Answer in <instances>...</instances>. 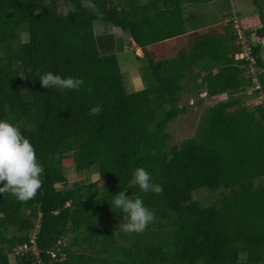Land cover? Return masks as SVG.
<instances>
[{
  "label": "trees",
  "instance_id": "obj_1",
  "mask_svg": "<svg viewBox=\"0 0 264 264\" xmlns=\"http://www.w3.org/2000/svg\"><path fill=\"white\" fill-rule=\"evenodd\" d=\"M65 1L0 0V120L20 128L44 167L34 199L0 194V264H37L30 254L10 260L37 226L44 264H264V105L247 104L252 81L235 60L233 23L187 34L178 3L214 0H92L99 16L68 0L75 12L67 17L56 12ZM251 1L264 21V0ZM96 22L144 50L145 89L129 93L117 56L100 55ZM262 52L253 49L264 88ZM201 65L205 73H193ZM47 72L84 84L44 88ZM201 92L230 98L205 110L193 137L170 145V123L187 112L183 94ZM138 166L161 194L131 182ZM68 169L96 178L68 187ZM202 190L221 196L201 202ZM121 191L154 213L144 232L118 229L126 214L112 202ZM60 240L67 257L51 262Z\"/></svg>",
  "mask_w": 264,
  "mask_h": 264
},
{
  "label": "clouds",
  "instance_id": "obj_2",
  "mask_svg": "<svg viewBox=\"0 0 264 264\" xmlns=\"http://www.w3.org/2000/svg\"><path fill=\"white\" fill-rule=\"evenodd\" d=\"M45 7L52 6V0H44ZM81 6L89 9L94 15H101L97 5L92 0H81ZM58 15L67 17L74 13L73 5H56ZM37 10L36 14H39ZM44 88H56L60 91L79 90L84 84L82 79L73 77L62 78L60 75L47 72L39 79ZM91 92V89L88 90ZM102 111V104L91 107L89 115L95 116ZM58 158V154H57ZM172 157L169 156V159ZM44 167L38 162L36 151L32 143L26 138L20 128L8 120H0V194L10 193L17 201L26 203L36 197L42 187L41 176ZM95 175L93 179H95ZM133 184L147 193L161 194L163 188L151 182V176L144 167H136L132 173ZM112 206L121 209L126 216L119 224L118 229L124 233L144 232L150 223L155 220L154 213L144 206L140 197H129L126 191L115 195ZM125 220L127 222H125Z\"/></svg>",
  "mask_w": 264,
  "mask_h": 264
},
{
  "label": "rangeland",
  "instance_id": "obj_3",
  "mask_svg": "<svg viewBox=\"0 0 264 264\" xmlns=\"http://www.w3.org/2000/svg\"><path fill=\"white\" fill-rule=\"evenodd\" d=\"M65 5H68V0L62 3L61 6ZM224 8H227L226 13L231 14V17L234 13H240L243 17H254L258 12L257 7H255L251 0H220V2L217 4V8L213 9L210 15L203 16L204 18L202 19L200 26H205L208 23H218ZM97 24L103 23L97 22ZM28 37L29 36L27 34H24L22 36V41L27 42ZM125 40L128 48L125 53L118 55L123 76L126 80L132 71H137L143 78V82L146 84V86H148V77L150 74L148 63L145 59L138 60L136 58L134 49H131L130 47L131 42L129 41L130 36L128 34H126ZM203 93L204 92H201L199 95L192 93L183 94L180 104L187 109V112L170 123L168 127V131L171 134L170 145H180L184 140L193 137L196 133L201 118L205 113V110L209 106L224 100L223 96L210 98L209 96L205 97V94L202 95ZM94 175L96 176L95 173L92 175V172H89L85 175L78 173L75 169H68L66 171V176L68 179L67 185L68 187H73L76 183L88 182ZM59 188H61V186H59ZM199 192H204L195 196L196 199L201 202L214 201L221 196L220 193H206L208 192L207 190L198 191L194 195ZM10 260L11 262H15V257L10 256Z\"/></svg>",
  "mask_w": 264,
  "mask_h": 264
},
{
  "label": "crops",
  "instance_id": "obj_4",
  "mask_svg": "<svg viewBox=\"0 0 264 264\" xmlns=\"http://www.w3.org/2000/svg\"><path fill=\"white\" fill-rule=\"evenodd\" d=\"M219 2L220 0H214L213 2H209L206 4H197V3L188 4L186 1L179 2L178 4L181 5V9H179V11L184 19V22L182 24L187 34H192L197 31L203 32L208 28L216 27L218 25H226L230 22V20L234 16L242 20L244 27L248 29L247 30L248 33H252L253 35H255L256 31L259 30L258 25L260 23H264V21H261L258 12L257 15L254 17H247V16L243 17L240 13H239L240 15L238 13H234L233 16L231 17V14L226 13L227 8H224L220 16L221 17L220 21L218 23H208L205 26H200V24L202 23V19L204 18L203 16L210 15L212 10L217 8V4ZM94 32H95L97 48L100 55L102 56L115 55L118 58L119 54L126 52L128 46L126 44L125 36L126 34L130 36L129 33L123 31L121 28L106 23L97 24V22L95 23L94 26ZM129 41L131 42L130 43L131 49H134V54L136 58L138 60L145 59L148 63V59L145 57L144 50L134 41V39L131 36ZM262 58L264 62V48L262 52ZM202 68L203 67L201 65V68H196L193 71V73H205L204 69ZM214 72L216 73L217 71L214 70ZM124 82L126 89L129 93L138 92L147 87L146 84L143 82V78L141 77L140 73L137 71L135 72L132 71V73L128 76V78H126V80L124 78ZM10 256H14V255H10ZM14 257L16 259V256Z\"/></svg>",
  "mask_w": 264,
  "mask_h": 264
},
{
  "label": "built area",
  "instance_id": "obj_5",
  "mask_svg": "<svg viewBox=\"0 0 264 264\" xmlns=\"http://www.w3.org/2000/svg\"><path fill=\"white\" fill-rule=\"evenodd\" d=\"M233 23L234 32L237 37V45L240 48L239 53L235 55L237 61H245L244 67L247 68V73L251 77L252 85L247 87L244 94L249 97L247 104L249 105H264V88L262 87L259 80V69L257 66V57L253 54V49L256 45H261L264 48V36L253 35L249 36L248 29L243 25L242 20L234 16L231 20ZM259 29H264V23L258 25ZM205 97L208 96L206 92ZM255 94L257 96H255ZM224 97L223 101H226L230 98L228 93L213 96V97ZM210 97V96H209ZM212 98V97H210ZM220 101V102H223ZM219 103V102H218ZM39 226L36 227L33 231L30 232L29 241L24 243L22 246L18 247L15 250L14 256L30 254L31 256L37 259V264H44L40 258L39 248L37 246V232ZM64 246H66L65 240L58 241L57 245L47 252L51 262H61L66 259V253L63 251Z\"/></svg>",
  "mask_w": 264,
  "mask_h": 264
}]
</instances>
